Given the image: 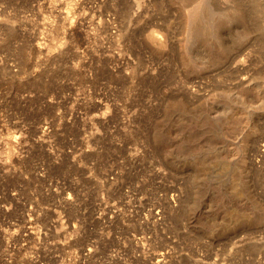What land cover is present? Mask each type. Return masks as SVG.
<instances>
[{"label": "rangeland", "instance_id": "rangeland-1", "mask_svg": "<svg viewBox=\"0 0 264 264\" xmlns=\"http://www.w3.org/2000/svg\"><path fill=\"white\" fill-rule=\"evenodd\" d=\"M0 264H264V0H0Z\"/></svg>", "mask_w": 264, "mask_h": 264}, {"label": "bare ground", "instance_id": "bare-ground-1", "mask_svg": "<svg viewBox=\"0 0 264 264\" xmlns=\"http://www.w3.org/2000/svg\"><path fill=\"white\" fill-rule=\"evenodd\" d=\"M196 3H198V2H196ZM205 3V2H204ZM199 4V3H198ZM206 5H199V6H197V7H194V10H193V12H192V18H193V20H196L195 22L197 23V21H199V23L201 22V16H202V13L203 12H205V10H206V7H205ZM210 6V5H209ZM210 8V7H209ZM211 9V8H210ZM190 11H191V9H190ZM205 14V13H204ZM191 16V15H190ZM189 16V17H190ZM205 17V16H204ZM207 17H208V15H207ZM202 20H204V18H202ZM201 25V26H200ZM198 24L197 23V25L194 27V28H192L193 30H192V34L194 35H201V34H204L205 33V29H206V27H204L202 24Z\"/></svg>", "mask_w": 264, "mask_h": 264}]
</instances>
